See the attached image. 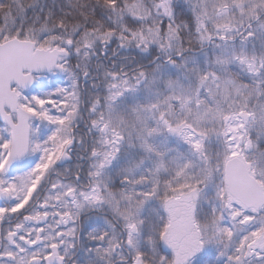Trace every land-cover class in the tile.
Returning a JSON list of instances; mask_svg holds the SVG:
<instances>
[{"label": "snow or ice", "instance_id": "6c2138e0", "mask_svg": "<svg viewBox=\"0 0 264 264\" xmlns=\"http://www.w3.org/2000/svg\"><path fill=\"white\" fill-rule=\"evenodd\" d=\"M0 264H264V0H0Z\"/></svg>", "mask_w": 264, "mask_h": 264}]
</instances>
